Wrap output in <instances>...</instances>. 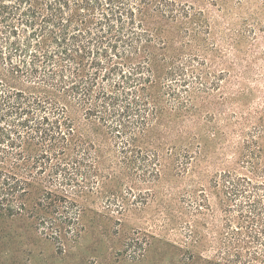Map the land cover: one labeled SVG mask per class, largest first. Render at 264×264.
<instances>
[{"label":"trees","instance_id":"16d2710c","mask_svg":"<svg viewBox=\"0 0 264 264\" xmlns=\"http://www.w3.org/2000/svg\"><path fill=\"white\" fill-rule=\"evenodd\" d=\"M202 1L0 0V219L62 254L143 213L167 159L190 178L162 200L189 260L264 264V111H244L264 83V0ZM227 103L231 160L194 176L218 132L202 109Z\"/></svg>","mask_w":264,"mask_h":264},{"label":"rangeland","instance_id":"374dc122","mask_svg":"<svg viewBox=\"0 0 264 264\" xmlns=\"http://www.w3.org/2000/svg\"><path fill=\"white\" fill-rule=\"evenodd\" d=\"M176 1L196 2L206 6L202 0ZM208 9L213 15L220 14L216 9ZM241 11L242 8L232 7L233 16ZM260 88L261 93L257 91L252 96L249 106L244 107L245 113L253 112L257 107L264 111V83H261ZM229 90V87L224 89L225 94L228 95ZM215 107L202 109L204 115L207 111L213 112L216 119L215 122L202 121L203 125L206 128L214 127L218 132H215L213 136L214 147L209 157L201 161V166L194 176L202 171L212 175L226 168L220 164V159L231 160V155H225L223 147L229 143L227 139L230 138V132L233 129L231 113L237 108L230 107L228 103L221 109H217L218 105ZM74 114L79 118L78 113ZM78 120L81 125H84L81 118ZM89 129L92 131L91 128ZM163 163V179L148 187L157 194L158 198L156 201H151L143 213L130 215L124 219L117 234L111 230L110 224L89 229L76 244H67L66 251L62 254L51 243L39 241L36 234L27 227L26 222L18 219H0V230H3L0 231V264H206L204 259L213 255L212 250L204 248L193 260H189V255L185 253L181 245L182 237L177 221L167 217V210L162 205V200L165 199L169 188H172L177 196L189 183L190 178L172 179L168 169L169 161L164 159ZM204 183L208 185L207 178ZM133 237L139 239L144 246L136 250L126 248V241ZM134 251L136 255H140L137 260L134 259Z\"/></svg>","mask_w":264,"mask_h":264}]
</instances>
